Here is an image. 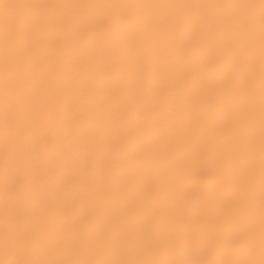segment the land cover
<instances>
[{"label": "bare ground", "instance_id": "1", "mask_svg": "<svg viewBox=\"0 0 264 264\" xmlns=\"http://www.w3.org/2000/svg\"><path fill=\"white\" fill-rule=\"evenodd\" d=\"M0 264H264V0H0Z\"/></svg>", "mask_w": 264, "mask_h": 264}]
</instances>
